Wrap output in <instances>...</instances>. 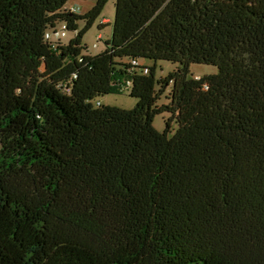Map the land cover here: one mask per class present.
<instances>
[{"label": "trees", "instance_id": "1", "mask_svg": "<svg viewBox=\"0 0 264 264\" xmlns=\"http://www.w3.org/2000/svg\"><path fill=\"white\" fill-rule=\"evenodd\" d=\"M67 1L0 0V264H264V0H114L95 54L108 0ZM125 74L135 105H94Z\"/></svg>", "mask_w": 264, "mask_h": 264}, {"label": "rangeland", "instance_id": "2", "mask_svg": "<svg viewBox=\"0 0 264 264\" xmlns=\"http://www.w3.org/2000/svg\"><path fill=\"white\" fill-rule=\"evenodd\" d=\"M95 0H68L65 4V7L70 8L74 7L75 12L85 13L89 10L94 4ZM115 7L114 0H108L99 16L95 19L92 26L85 32L82 38L83 52L88 54H95L100 52L105 48V40L111 36L112 31V22L114 18ZM106 18L108 22L101 23V19ZM102 24L103 26H100ZM83 25V21H79V27ZM75 35L74 31H67L66 35L62 38V43H67ZM101 36L98 39V36ZM94 43H97V46H94ZM86 47V48H85ZM149 68L153 66V60H144ZM178 66V63L170 62L166 60H158L155 66V77L157 79L165 77L170 71H173ZM218 71V68L212 64L204 63H193L189 68L190 77H200L207 74H213ZM129 74H125L120 79L118 84H115L112 91L108 94L97 97L93 100L94 105H97V101L102 105H112L121 108H132L137 99L129 95L130 85H126L125 81L128 80ZM156 88H159V85H156ZM171 89V84H169L164 92L161 94L158 105L165 104L169 100L167 98ZM170 116L168 112H163L156 114L153 118L152 125L158 131H163L165 128V120ZM177 128V123L172 121L171 129L169 135H171Z\"/></svg>", "mask_w": 264, "mask_h": 264}, {"label": "built area", "instance_id": "3", "mask_svg": "<svg viewBox=\"0 0 264 264\" xmlns=\"http://www.w3.org/2000/svg\"><path fill=\"white\" fill-rule=\"evenodd\" d=\"M70 11H75L74 7L67 8ZM108 22L106 18L101 19V23ZM68 31L67 24L65 22H59L53 26H50L46 29L44 32V37L46 40H48L53 47H56L59 42H61L62 38L66 35ZM101 36H98V39H100ZM94 46H97V43H94ZM131 68L129 71L132 70H141L143 73H148L149 67L143 63L140 59H132L131 60ZM131 80L128 79L125 81L126 85H130ZM99 102L97 101V105Z\"/></svg>", "mask_w": 264, "mask_h": 264}]
</instances>
